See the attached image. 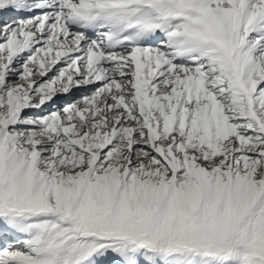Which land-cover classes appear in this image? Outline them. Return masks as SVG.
<instances>
[{"label": "snow or ice", "instance_id": "1", "mask_svg": "<svg viewBox=\"0 0 264 264\" xmlns=\"http://www.w3.org/2000/svg\"><path fill=\"white\" fill-rule=\"evenodd\" d=\"M0 264H264V0H0Z\"/></svg>", "mask_w": 264, "mask_h": 264}]
</instances>
